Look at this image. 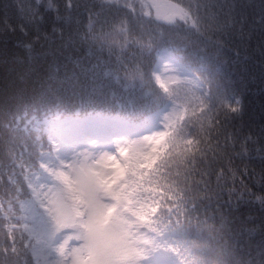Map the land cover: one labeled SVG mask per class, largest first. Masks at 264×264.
<instances>
[{
    "label": "trees",
    "instance_id": "16d2710c",
    "mask_svg": "<svg viewBox=\"0 0 264 264\" xmlns=\"http://www.w3.org/2000/svg\"><path fill=\"white\" fill-rule=\"evenodd\" d=\"M157 2L179 15L157 19ZM168 47L195 81L157 86ZM173 105L114 197L138 204L134 229L175 264H264V0H0V264H37L23 206L33 174L55 176L48 125L147 130Z\"/></svg>",
    "mask_w": 264,
    "mask_h": 264
},
{
    "label": "rangeland",
    "instance_id": "374dc122",
    "mask_svg": "<svg viewBox=\"0 0 264 264\" xmlns=\"http://www.w3.org/2000/svg\"><path fill=\"white\" fill-rule=\"evenodd\" d=\"M157 3L161 12L168 13L158 14L153 6L157 19L167 22L179 15L168 3ZM178 56L174 48L168 47L156 58L158 68L152 76L163 90L187 79L196 80L179 62ZM175 106L162 112L147 130L128 128L119 118H113L117 121L56 120L50 124L54 161L49 172L53 175L63 172L58 177L64 184L67 182V190L72 194L66 195L74 199L75 210L61 198L59 180L54 183L49 174V179L43 175L33 177L34 203L29 204L26 212L30 229L38 236L36 258L40 264H173L169 256L156 252L153 239H141V244L149 242L154 258L139 250L140 234L124 217L125 210L135 216L138 204L130 198H115L118 205L119 201L123 203L122 209L118 206L115 210L108 199L117 193L119 178L126 174L130 158L138 167L157 153L164 128L177 116ZM135 171L141 172V169ZM60 189L65 193L62 187ZM119 209L121 217L112 220ZM71 212L74 216L78 213L81 223ZM108 212L113 213L107 217ZM131 243L138 245L136 257L125 258L132 250ZM141 259L144 261L138 263Z\"/></svg>",
    "mask_w": 264,
    "mask_h": 264
},
{
    "label": "bare ground",
    "instance_id": "6f19581e",
    "mask_svg": "<svg viewBox=\"0 0 264 264\" xmlns=\"http://www.w3.org/2000/svg\"><path fill=\"white\" fill-rule=\"evenodd\" d=\"M3 167H4V165H3ZM16 167H17L16 163H8L7 169L15 170ZM243 175H244L245 178H248V174L247 173H245V174L243 173ZM4 179H5V172L3 171V176H2V174H0V182L4 181ZM241 181H243V179H241ZM0 246H1V249L2 248H4V249L7 248V245L5 244V242L2 239L1 233H0ZM7 257L10 258L9 256H7Z\"/></svg>",
    "mask_w": 264,
    "mask_h": 264
}]
</instances>
